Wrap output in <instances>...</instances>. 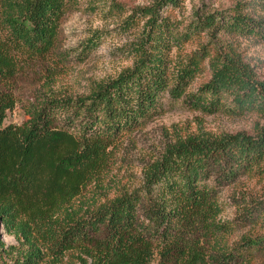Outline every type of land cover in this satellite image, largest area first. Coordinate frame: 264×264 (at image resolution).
Here are the masks:
<instances>
[{
    "label": "trees",
    "instance_id": "1",
    "mask_svg": "<svg viewBox=\"0 0 264 264\" xmlns=\"http://www.w3.org/2000/svg\"><path fill=\"white\" fill-rule=\"evenodd\" d=\"M69 1L0 0V221L20 240L18 247L0 241V264H60L66 254L78 264H252L264 254V232L251 231L264 229V192L232 197L230 219L219 217L226 203L218 195L241 177L264 178V122L252 135L176 137L139 188L98 205L79 197L115 143L163 112L165 97L204 114L264 118V81L234 53L200 45L173 54L202 32L263 37L264 18L237 11L183 23L170 18L181 0L133 7L120 22L127 31L142 21L126 45L130 66L85 95L43 96L24 107L20 123L4 124L15 76L52 59ZM103 34L94 31L82 54ZM205 67L207 79L190 90Z\"/></svg>",
    "mask_w": 264,
    "mask_h": 264
},
{
    "label": "rangeland",
    "instance_id": "2",
    "mask_svg": "<svg viewBox=\"0 0 264 264\" xmlns=\"http://www.w3.org/2000/svg\"><path fill=\"white\" fill-rule=\"evenodd\" d=\"M151 2L70 0L59 23L54 56L51 60H38L25 66L15 76L12 83L15 106L6 112L3 123H20L24 119V107L38 102L43 96L85 95L95 83L112 78L130 66L131 59L126 56V45L138 38L142 21L127 31L122 30L120 22L133 7ZM114 4L117 9L112 8ZM237 11L253 19L264 18V0H181L171 10L170 18L184 23L195 16L201 18L214 13L231 15ZM94 31L104 33L102 40L86 55L82 54L83 43ZM200 45L212 48L221 55L234 53L258 80L264 81V36L232 37L223 32L214 31L210 35L202 32L180 50L173 51V54L192 52ZM207 77L205 67L194 78L189 89L193 90ZM162 107L160 115L115 143L103 170L82 189L79 197L82 201L98 205L139 188L144 171L176 137L196 134L216 137L236 132L252 135L256 126L264 122V118L253 112L239 117H230L220 112L204 114L188 109L182 100L169 101L166 97L162 99ZM262 192L264 178L244 176L237 179L218 195L219 201L226 203L219 217L230 219L234 216L235 207L230 204L232 197H248ZM247 229L235 231L228 236V240H237ZM251 231L264 232V229L257 226L251 228ZM0 241L4 247H18L20 240L16 238L14 230L5 227L0 221ZM263 259L264 254L257 253L252 264H260ZM60 264L78 263L66 254Z\"/></svg>",
    "mask_w": 264,
    "mask_h": 264
}]
</instances>
